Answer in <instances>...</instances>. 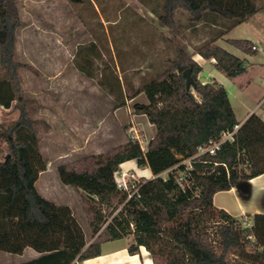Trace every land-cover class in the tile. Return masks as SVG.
Segmentation results:
<instances>
[{"label":"trees","instance_id":"16d2710c","mask_svg":"<svg viewBox=\"0 0 264 264\" xmlns=\"http://www.w3.org/2000/svg\"><path fill=\"white\" fill-rule=\"evenodd\" d=\"M17 1L0 0V68L4 72L0 108L18 112L14 121L0 127V251L21 254L31 247L42 254L67 252L83 261L99 256L103 243L133 236L129 253L136 254L143 246L153 264H252L240 258L246 246L256 245L244 235V219L217 209L213 196L264 173V120L251 114L240 123L225 87L201 82L202 67L182 46H176L175 57L162 73L139 88L118 82L123 98L117 106L141 92L147 96L148 103L134 105V112L146 115L156 128L145 150L129 139L105 153L57 169L60 181L79 191L93 240L87 241L70 206L58 205L39 192L36 183L47 161L40 149L37 121L23 98L19 68L25 65L15 59L16 30L21 22ZM256 2L163 0L159 19L176 35L182 33L176 16L180 11L188 15V28L220 26L216 35L195 49L204 58L214 59L216 68L233 79L246 71L245 61L215 42L263 12L264 4ZM229 42L245 53H255L248 40ZM187 69L195 81L190 89L184 77ZM235 125L239 128L233 140L225 141L215 154L195 157L200 146L220 139ZM189 158L191 168L183 163ZM132 159L154 175L136 183L135 192L120 189L115 179L121 164ZM242 165L248 166L247 171ZM212 213L217 217L215 233L207 226ZM253 218L257 239L264 244V215ZM255 253L260 256L259 251Z\"/></svg>","mask_w":264,"mask_h":264},{"label":"rangeland","instance_id":"374dc122","mask_svg":"<svg viewBox=\"0 0 264 264\" xmlns=\"http://www.w3.org/2000/svg\"><path fill=\"white\" fill-rule=\"evenodd\" d=\"M92 1H17L21 22L15 41V59L25 65L19 68L23 98L31 117L37 121L39 145L47 161L37 188L45 198L71 207L88 242L94 236L79 191L60 181L58 167L85 156L105 153L129 139L138 141L146 149L147 139L152 136L150 130L141 121L124 122L115 115L117 104L123 98L118 82L139 88L166 69L168 61L176 55L177 45L189 54L194 53L196 46L216 35L220 27L197 24L195 30L188 28V15L180 11L176 16L182 33L176 35L159 19L163 0ZM256 3L262 6L264 1ZM262 19L264 21V16ZM242 31L243 25L229 36H238ZM216 44L234 49L223 39ZM214 71V65L208 62L203 78L211 81L209 73ZM3 75L0 68V77ZM221 75L222 78L217 77L219 83L223 82V73ZM227 79L237 117L242 119L250 110L261 117L264 65H255L250 73ZM17 115V110L1 107L0 127L14 121ZM139 116L147 119L146 115ZM241 167L248 169L246 165ZM122 173H126L129 188L145 179L120 167L117 175ZM105 215L110 220L109 211L105 210ZM211 216L207 226L209 232L215 233L217 217L213 213ZM241 217L244 235L256 241V245L246 246L240 258L252 264H264V244L257 239L255 220L249 215ZM122 241L131 245L134 238L128 236ZM116 244L118 242L109 241L101 248ZM255 251H259L260 256ZM62 255L67 258L66 264L75 260V256L67 252Z\"/></svg>","mask_w":264,"mask_h":264},{"label":"crops","instance_id":"0c3cea01","mask_svg":"<svg viewBox=\"0 0 264 264\" xmlns=\"http://www.w3.org/2000/svg\"><path fill=\"white\" fill-rule=\"evenodd\" d=\"M262 16H264V11L255 14L249 20L233 28L231 31H229L222 38H219L215 42L216 44L220 39H223L225 43L235 49L234 50L232 48L223 46L224 49L245 61L246 71L244 72V74L250 73V71L255 68V65H264V21L262 19ZM241 25L244 26V31L240 32V35L238 36L230 37L229 35L235 32V30H237V28H239V26ZM232 39L248 40L252 43L253 46L257 47V50H255V53L253 54L245 53L243 50L229 42ZM190 55L202 67V71L198 75L199 80L203 83L212 82L214 84L223 85L227 90L230 98L229 90L226 86L228 85L227 82L229 81L227 80L229 79L227 78L229 77H227L223 72L216 68L215 60L204 58L196 50L194 51V53H190ZM208 62L213 64L215 67V71L209 73L211 74V81H208L203 78L205 66ZM221 73H223V82L219 83L217 82V77H221ZM136 103H148L147 96L144 92L137 94L130 100L126 99L125 104L119 106L115 110V115H117V117L119 116L124 122L125 120H129L132 123H134V121L137 123L138 121H141L143 123V126L150 130L152 135L147 139L148 144L150 139L155 136L156 129L155 126L149 122L148 118L144 120L142 119V117L139 116L143 114H136L134 112V105ZM233 110L235 112L237 120L240 123L244 122L251 114H256L255 112H253V110H250L247 112V114H245L242 119H239L237 117V113L234 109V106ZM261 118L264 120V112L262 113ZM134 126L135 129L136 125ZM141 147H143L142 144ZM120 167L124 171H133L137 174V176L144 177L145 179H150L154 177L149 167H139L135 159L124 162L123 164H121ZM213 203L217 209H223L236 217L248 215H264V173L254 178H251L247 182L242 183L239 186H235L229 190L216 192L213 196ZM113 241L118 242V244L108 249H103L102 247V252L99 256L83 261L74 260L71 264H153L151 255L145 247L141 246L138 253L130 254L128 251V242L122 243V239ZM62 254L63 251H58L51 253V255L43 256L44 254L37 252L31 247L25 248L21 254L0 251V264H66L67 258L64 257Z\"/></svg>","mask_w":264,"mask_h":264},{"label":"built area","instance_id":"2783aa9c","mask_svg":"<svg viewBox=\"0 0 264 264\" xmlns=\"http://www.w3.org/2000/svg\"><path fill=\"white\" fill-rule=\"evenodd\" d=\"M253 49L254 50H257V47L256 46H253ZM238 128H239V125H235L233 131L223 133L220 139H218V140H210L207 144H205L203 146H200L199 149H198V153L195 155V157L196 156H199V155H202L204 153L215 154L220 149L221 145L225 141H227V140H230V141L233 140L234 134H235V132L237 131ZM143 150H145V149H143ZM190 160H191V158L186 159V160L183 161V163H186V161H188V164L187 165H188L189 168H191V166H190ZM117 172L115 173V179H116L117 185H118V187L120 189L125 190V191H130L131 189H134L133 192L137 191V185H136V183H134L132 185V188H129L128 187V184H127V182H128L127 180L128 179L126 178V173H122L121 176H118L117 175ZM178 180H179V182H181L182 181V177H179ZM131 195H129V197Z\"/></svg>","mask_w":264,"mask_h":264},{"label":"water","instance_id":"95a60500","mask_svg":"<svg viewBox=\"0 0 264 264\" xmlns=\"http://www.w3.org/2000/svg\"><path fill=\"white\" fill-rule=\"evenodd\" d=\"M184 77L186 78V88L190 89L195 84L194 78H193V76L191 74V69H187L184 72ZM9 156L10 155H7V157H9ZM245 182H247V181L241 182V183H239L236 186H239V185H241L242 183H245Z\"/></svg>","mask_w":264,"mask_h":264}]
</instances>
